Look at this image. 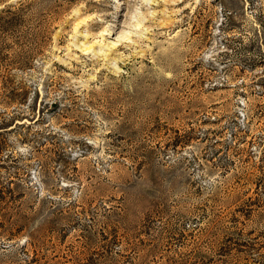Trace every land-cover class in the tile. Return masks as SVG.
Listing matches in <instances>:
<instances>
[{"label":"rangeland","instance_id":"1","mask_svg":"<svg viewBox=\"0 0 264 264\" xmlns=\"http://www.w3.org/2000/svg\"><path fill=\"white\" fill-rule=\"evenodd\" d=\"M116 2L0 0V264H264V0Z\"/></svg>","mask_w":264,"mask_h":264},{"label":"trees","instance_id":"2","mask_svg":"<svg viewBox=\"0 0 264 264\" xmlns=\"http://www.w3.org/2000/svg\"><path fill=\"white\" fill-rule=\"evenodd\" d=\"M5 12H12L10 9H7L5 6L4 7H2V8H0V18L2 17V14L3 13H5ZM11 25H13V24H11ZM1 129H4L3 127H0V130ZM1 132V131H0ZM7 149H6V145H2V144H0V154H2V153H4L5 151H6ZM5 155H6V157L8 156V154H6L5 153ZM3 193H2V191L0 192V198L2 199L3 198Z\"/></svg>","mask_w":264,"mask_h":264},{"label":"bare ground","instance_id":"3","mask_svg":"<svg viewBox=\"0 0 264 264\" xmlns=\"http://www.w3.org/2000/svg\"><path fill=\"white\" fill-rule=\"evenodd\" d=\"M116 7L119 8V6H121V4L123 3L122 0H116ZM77 26V25H76Z\"/></svg>","mask_w":264,"mask_h":264}]
</instances>
